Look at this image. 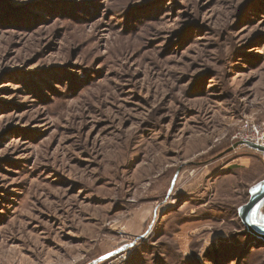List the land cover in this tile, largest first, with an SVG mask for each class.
<instances>
[{
    "label": "rangeland",
    "instance_id": "374dc122",
    "mask_svg": "<svg viewBox=\"0 0 264 264\" xmlns=\"http://www.w3.org/2000/svg\"><path fill=\"white\" fill-rule=\"evenodd\" d=\"M264 0H0V264H264Z\"/></svg>",
    "mask_w": 264,
    "mask_h": 264
},
{
    "label": "water",
    "instance_id": "95a60500",
    "mask_svg": "<svg viewBox=\"0 0 264 264\" xmlns=\"http://www.w3.org/2000/svg\"><path fill=\"white\" fill-rule=\"evenodd\" d=\"M239 144L247 145L251 149L264 153V145H259L251 141H241ZM263 200H264V185H262V187L251 196L248 203L245 204L243 208L241 209V218L244 224L246 225V227L250 231L258 233L260 235H263V234L260 233L258 229L259 227H262V226H258L255 223H253L252 213H253L254 208Z\"/></svg>",
    "mask_w": 264,
    "mask_h": 264
},
{
    "label": "built area",
    "instance_id": "2783aa9c",
    "mask_svg": "<svg viewBox=\"0 0 264 264\" xmlns=\"http://www.w3.org/2000/svg\"><path fill=\"white\" fill-rule=\"evenodd\" d=\"M234 138L242 141H251L264 145V121H245L235 134Z\"/></svg>",
    "mask_w": 264,
    "mask_h": 264
}]
</instances>
